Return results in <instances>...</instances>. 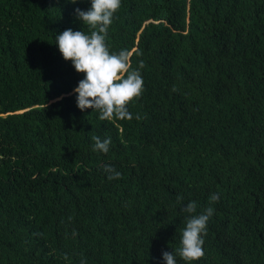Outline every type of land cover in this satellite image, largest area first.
Wrapping results in <instances>:
<instances>
[{
    "label": "trees",
    "instance_id": "1",
    "mask_svg": "<svg viewBox=\"0 0 264 264\" xmlns=\"http://www.w3.org/2000/svg\"><path fill=\"white\" fill-rule=\"evenodd\" d=\"M72 2L0 0V264H165L191 201L214 209L195 264H264V0H121L106 42L144 64L131 120L77 107L55 45L90 33Z\"/></svg>",
    "mask_w": 264,
    "mask_h": 264
},
{
    "label": "clouds",
    "instance_id": "2",
    "mask_svg": "<svg viewBox=\"0 0 264 264\" xmlns=\"http://www.w3.org/2000/svg\"><path fill=\"white\" fill-rule=\"evenodd\" d=\"M90 3L91 8L87 11L75 9L77 18L90 29V33L66 29L55 35V45L63 59L70 61L77 73L83 74L84 78L74 89L79 110L92 109L100 114L101 120H131L133 116L128 106L144 92L140 71L144 64L141 61L137 68H132L129 51L112 52L106 42L108 29L121 7V0H90ZM136 118L139 119V116ZM92 139L93 151H109L111 138L101 140L99 136H93ZM103 170L110 181L122 178V174L110 165L104 166ZM182 199L177 197L178 202ZM218 201V193L210 195V205ZM197 208L198 204L191 201L182 209L187 215L185 226L181 229L180 244L175 254L173 251L163 252L165 264H177V255L185 264H195L204 257V236L214 209L209 206L197 213Z\"/></svg>",
    "mask_w": 264,
    "mask_h": 264
}]
</instances>
